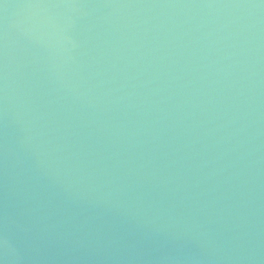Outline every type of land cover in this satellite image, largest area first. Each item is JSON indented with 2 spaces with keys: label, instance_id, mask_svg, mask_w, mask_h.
<instances>
[{
  "label": "water",
  "instance_id": "water-1",
  "mask_svg": "<svg viewBox=\"0 0 264 264\" xmlns=\"http://www.w3.org/2000/svg\"><path fill=\"white\" fill-rule=\"evenodd\" d=\"M0 264H264V0H0Z\"/></svg>",
  "mask_w": 264,
  "mask_h": 264
}]
</instances>
